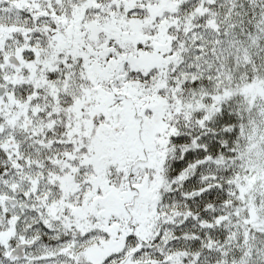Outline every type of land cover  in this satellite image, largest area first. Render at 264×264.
Here are the masks:
<instances>
[{"label": "snow or ice", "instance_id": "obj_1", "mask_svg": "<svg viewBox=\"0 0 264 264\" xmlns=\"http://www.w3.org/2000/svg\"><path fill=\"white\" fill-rule=\"evenodd\" d=\"M0 264H264V0H0Z\"/></svg>", "mask_w": 264, "mask_h": 264}]
</instances>
